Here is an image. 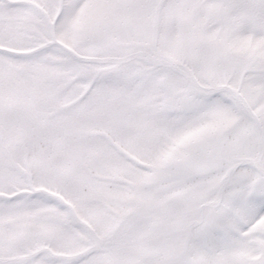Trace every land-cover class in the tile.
Returning <instances> with one entry per match:
<instances>
[{"label":"snow or ice","instance_id":"snow-or-ice-1","mask_svg":"<svg viewBox=\"0 0 264 264\" xmlns=\"http://www.w3.org/2000/svg\"><path fill=\"white\" fill-rule=\"evenodd\" d=\"M0 264H264V0H0Z\"/></svg>","mask_w":264,"mask_h":264}]
</instances>
